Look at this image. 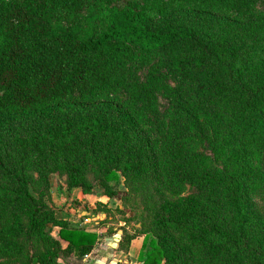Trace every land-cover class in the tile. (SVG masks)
Returning a JSON list of instances; mask_svg holds the SVG:
<instances>
[{"label":"trees","instance_id":"trees-1","mask_svg":"<svg viewBox=\"0 0 264 264\" xmlns=\"http://www.w3.org/2000/svg\"><path fill=\"white\" fill-rule=\"evenodd\" d=\"M255 1L171 0L153 18L129 2L0 0V130L40 118L41 131L23 127L14 136L20 158L31 155L44 168L60 158L71 185L84 190L91 187L77 178V163L88 150L104 164L99 186L107 195L119 173L143 181L164 164L208 199H221L225 215L212 218V201L196 195L164 204L158 224L186 228V247L150 239L143 251L145 235L144 264H197L194 247L204 264H264V213L254 199L264 187V64L250 69L241 60L247 47L264 51V14L244 13ZM118 90L125 98L115 97ZM159 97L168 103L162 113ZM194 99L214 109V132L233 169L212 172L188 146L192 128L201 129L189 107ZM20 208L27 232L43 241L40 257L27 264H60L98 241L94 231L41 214L26 176L0 152V212ZM137 235L124 231L120 247Z\"/></svg>","mask_w":264,"mask_h":264},{"label":"rangeland","instance_id":"rangeland-1","mask_svg":"<svg viewBox=\"0 0 264 264\" xmlns=\"http://www.w3.org/2000/svg\"><path fill=\"white\" fill-rule=\"evenodd\" d=\"M111 4L116 3L119 6L125 3H133L147 15L153 18L168 9L171 0H110ZM248 17L264 14V0H256L253 5L246 6L244 11ZM245 19L243 22H248ZM242 62L250 69L253 66L264 64V51L255 50L247 47L241 57ZM144 71L138 75L144 78ZM118 99L125 98L123 91L118 90L114 93ZM168 103L162 97L158 98L157 107L159 113L166 111ZM190 109L199 118L201 129L193 127L191 130V139L188 140V146L195 153L196 157L200 156L204 165L212 172L219 174L223 170H231L234 168L221 152V145L218 135L214 132L213 112L214 109L207 102L197 99L191 100ZM147 128H154V120L143 113ZM42 120L32 117L27 120L13 122L8 130L6 127L1 128L0 133V152L9 155L17 165V169L26 176L29 184V190L40 207V212H49L56 219H66L69 226L95 229L100 227L104 229L105 235L112 239L113 235L120 231L123 235L124 231L128 234H138L143 241L145 235L146 247L143 251L150 248V239L154 241L164 242L171 248L181 249L186 247L185 240L187 229L184 227L168 225L163 227L158 224L156 211L161 210L164 204H180L184 197L196 195L199 198H206L212 201L209 205L210 217H221L225 215L224 207L221 199H208L206 191L199 190L181 178L184 174L178 176L175 169L170 170L159 165L156 176L150 174L148 179L143 181H128L119 173V179L108 182L112 195L104 193L100 185V172L104 167L101 160L92 157L91 153L86 150L85 155L81 156L78 161L79 173L77 178L84 180L91 189L84 190L81 186L71 185L68 170L64 162L59 158L48 167H42L41 162H36L33 156L23 153L24 158H20L13 143L14 136L21 133L23 127H29L28 130H42ZM32 127V128H30ZM24 134V133H23ZM21 160V161H19ZM233 167V168H232ZM83 176V178L80 176ZM171 178L175 180H169ZM102 183V182H101ZM254 199L256 206L264 213V187L258 186L254 191ZM206 221L207 217L204 218ZM17 221L18 233L14 234L13 230ZM28 220L26 212L23 208L16 210H7L0 212V264H27L28 258L33 257L36 260L43 252L42 236L38 231L27 232ZM46 227L50 235L56 237L58 227L49 222ZM103 237L104 233L99 234ZM64 246L65 243H62ZM141 247V246H140ZM188 249V248H187ZM194 254L198 258L197 264H204L200 258L198 249L195 247ZM28 257V258H27ZM109 259H118L117 264H126L127 258L120 254L115 248H111L108 252ZM30 261L32 259H29ZM60 264H83L79 253H72L57 260ZM139 259L134 264H138ZM161 264H165L164 261Z\"/></svg>","mask_w":264,"mask_h":264},{"label":"crops","instance_id":"crops-1","mask_svg":"<svg viewBox=\"0 0 264 264\" xmlns=\"http://www.w3.org/2000/svg\"><path fill=\"white\" fill-rule=\"evenodd\" d=\"M87 231H94L97 234H102L104 233L103 237H99L98 241L94 244L92 249L86 253V254H79L82 258L83 264H117V259H109L108 252H110L111 247L110 244L113 241L112 239H109L107 235H105L104 229L97 227L95 229H90V228H84ZM57 237V236H56ZM139 237H135L130 242L128 243V246L124 249L120 247V243L122 241V235L120 237V240L116 246L115 249L119 251L120 254H123L126 258L128 256L129 260L126 259L125 263L126 264H134L136 260L138 259V254L140 251V246H141V241L139 240ZM62 243H65L63 240H60ZM124 264V262H123Z\"/></svg>","mask_w":264,"mask_h":264},{"label":"water","instance_id":"water-1","mask_svg":"<svg viewBox=\"0 0 264 264\" xmlns=\"http://www.w3.org/2000/svg\"><path fill=\"white\" fill-rule=\"evenodd\" d=\"M120 237H121V232H120V231L116 232V233L113 235V241H112V243L110 244V247H111V248H116V246H117V244H118V242H119V240H120ZM138 264H144V262H143V261H140Z\"/></svg>","mask_w":264,"mask_h":264}]
</instances>
